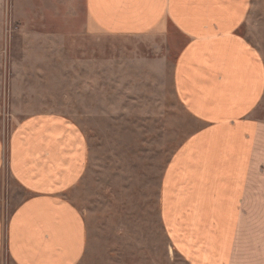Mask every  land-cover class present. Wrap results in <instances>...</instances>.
Returning a JSON list of instances; mask_svg holds the SVG:
<instances>
[{
    "label": "crops",
    "instance_id": "crops-1",
    "mask_svg": "<svg viewBox=\"0 0 264 264\" xmlns=\"http://www.w3.org/2000/svg\"><path fill=\"white\" fill-rule=\"evenodd\" d=\"M252 0H84L92 35L162 40L175 48L172 83L201 127L166 165L160 219L183 264H264V59L240 34ZM6 22V23H5ZM0 19V24H8ZM89 164L70 118L40 113L0 132V183L21 198L0 213V259L80 264L87 222L69 198Z\"/></svg>",
    "mask_w": 264,
    "mask_h": 264
},
{
    "label": "rangeland",
    "instance_id": "rangeland-1",
    "mask_svg": "<svg viewBox=\"0 0 264 264\" xmlns=\"http://www.w3.org/2000/svg\"><path fill=\"white\" fill-rule=\"evenodd\" d=\"M84 0H0V132L58 113L86 135L88 169L68 196L83 213L80 264H183L160 219V190L173 153L201 125L172 83L175 48L162 40L92 35ZM6 23V22H5ZM243 35L264 59V0H252ZM254 116L264 120V102ZM0 183L7 220L22 193ZM0 264H13L5 254Z\"/></svg>",
    "mask_w": 264,
    "mask_h": 264
}]
</instances>
